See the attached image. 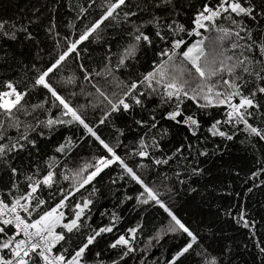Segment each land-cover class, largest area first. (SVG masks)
Segmentation results:
<instances>
[{"label": "snow or ice", "instance_id": "snow-or-ice-1", "mask_svg": "<svg viewBox=\"0 0 264 264\" xmlns=\"http://www.w3.org/2000/svg\"><path fill=\"white\" fill-rule=\"evenodd\" d=\"M62 6L55 0L46 25L40 8L27 23L0 16V41L23 36L38 47L34 25L51 40L46 62L44 49L27 61L6 49L0 56V264H230L231 247L213 254L173 204L181 192L201 194L195 185L227 142L259 153L245 183L247 193L264 191V0H67L63 32ZM92 44L104 49L95 67ZM126 130L138 133L135 143H125ZM93 143L78 162L77 149ZM105 176L110 192L124 189L110 211L99 210ZM128 202L141 218L121 228ZM152 208L168 220L146 238ZM235 222L264 264L257 222L243 210ZM166 237L184 242L162 260L154 249Z\"/></svg>", "mask_w": 264, "mask_h": 264}, {"label": "trees", "instance_id": "trees-1", "mask_svg": "<svg viewBox=\"0 0 264 264\" xmlns=\"http://www.w3.org/2000/svg\"><path fill=\"white\" fill-rule=\"evenodd\" d=\"M54 2L55 0H0V16L24 17L26 19L23 22L27 23V18L32 16L33 10L40 8L42 23L46 25L50 15L48 9ZM74 2L75 0H73ZM56 15L60 30L62 32L66 31L64 23L71 19L72 16L67 11V0H63V6L58 8ZM98 15L99 10L93 13V16ZM32 30L36 38L41 42L38 47L32 41H26L21 36L20 40L16 42L0 41V56H4L3 50L6 49L9 54L15 53L18 57L27 61L31 60L37 51L44 49V51L40 52V55L45 58L44 62H46L48 50L51 49V40L46 37L43 27L34 25ZM110 33L111 29H109ZM112 43L115 46V42L113 41ZM90 51L92 53V66L95 67L103 57L104 49L100 45L92 44ZM70 68L74 69L75 65H70ZM145 68H147L146 63L141 65V70ZM39 99V96H33L32 102H38ZM73 102L82 104L85 100L84 97L77 96ZM99 114V111H97L94 114H90L89 118L92 119L93 116H99ZM116 124L127 129L124 119L117 120ZM99 131L107 138L115 135L111 127L102 126ZM62 132L64 135L70 134L67 129H62ZM81 132H78L77 135L81 134ZM137 135L138 133L135 131L126 130L125 143H135ZM59 139H61V135L57 133L52 141L43 145L44 151L50 152L51 148L48 145H54ZM87 143L85 141V144ZM227 144V148L222 146L218 150L222 154L214 155L211 160H208L206 165L208 174L195 185L200 189L201 194L181 192L175 197L173 207L177 214L199 234L201 243L208 246L213 254L222 255V250H226L230 246L232 249L229 254L230 264H260L259 250L255 246L254 239L250 238L248 229L235 222V216L240 211H245L249 217L257 222L255 239H264V191L254 189L252 193H247L249 183H245V177L250 175L254 169V162L259 153H254L251 147L238 142H227ZM212 146L209 145L210 148ZM77 151L79 152L77 160L82 163L83 160L89 159L93 155L96 147L94 143L92 147L81 145ZM25 163H28V160H25ZM108 171L112 172L111 169ZM235 171L241 173L240 177L234 175ZM112 175L115 176L116 172H112ZM169 175H171V172H169ZM0 176H6V173H0ZM152 178L154 177H149V179ZM157 182L159 183V181ZM99 186L104 191V198L100 201L99 210L103 211L107 208L110 211L114 205L113 196H120L124 189L117 184L112 187L121 188V192H110L108 190L107 176H105L104 181ZM125 187L129 193H134L135 188L138 186L125 185ZM237 193L240 195L237 196ZM132 203L128 202V204L118 209L124 217L120 225L121 228L134 226L141 218L140 212L132 210ZM227 213H231V215ZM99 219V213H97L93 217V221L98 222ZM167 220L166 214L161 209L152 208L145 212L143 214L144 236L146 238L150 236L161 226L165 225ZM104 222H107V218H104ZM183 242V238L166 237L161 242V245L154 249V256H159L162 260H166ZM191 262L192 258H190V264Z\"/></svg>", "mask_w": 264, "mask_h": 264}, {"label": "bare ground", "instance_id": "bare-ground-1", "mask_svg": "<svg viewBox=\"0 0 264 264\" xmlns=\"http://www.w3.org/2000/svg\"><path fill=\"white\" fill-rule=\"evenodd\" d=\"M58 12V11H57Z\"/></svg>", "mask_w": 264, "mask_h": 264}]
</instances>
